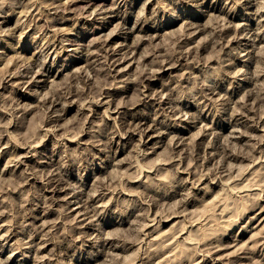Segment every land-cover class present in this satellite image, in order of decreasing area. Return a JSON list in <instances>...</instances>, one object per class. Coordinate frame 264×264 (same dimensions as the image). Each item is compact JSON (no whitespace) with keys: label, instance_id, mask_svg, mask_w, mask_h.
Masks as SVG:
<instances>
[{"label":"rangeland","instance_id":"rangeland-1","mask_svg":"<svg viewBox=\"0 0 264 264\" xmlns=\"http://www.w3.org/2000/svg\"><path fill=\"white\" fill-rule=\"evenodd\" d=\"M53 1L0 0V264H240L238 261L262 264L264 0H145V4L144 0H109V5L119 4L120 17L113 16L101 27H98L100 19L86 16L82 1L75 4L66 0L68 4L65 0H55L64 2L59 3L61 7ZM260 2L262 6L258 5ZM69 7L73 10L67 11ZM136 16L143 20L146 29H134L132 33L129 30ZM2 18H7L6 23L1 22ZM123 20L128 23L122 28ZM221 27L229 37L218 34ZM110 30L118 32L111 42L112 49L118 47L116 53H121L118 56L123 51L126 54L131 47L136 48V56L128 50V61L121 73L113 69L110 50L96 39L98 33H104V37ZM61 35H65L66 41H62ZM255 35H259L257 42L253 39ZM70 36L82 44L90 39L94 42L90 45L89 41L88 46L98 50L89 58L80 54L72 56L68 48L72 47ZM259 44L260 55L255 53ZM184 46L189 47L188 51H184L187 50ZM159 56L170 57V64L175 58L176 63L161 70V63L168 61L158 59ZM103 57L108 59L100 60ZM42 63L51 71L48 78L36 73L33 76ZM63 63L69 65L58 70ZM150 68L156 71L159 68V76L153 77ZM257 91H260L256 94L259 99L254 98ZM54 99L57 104H53ZM236 106L241 109L236 110ZM134 121H143V126H135ZM130 122L134 126L127 125ZM206 124L208 127H203ZM154 125L158 132L150 128ZM166 126L173 128L168 131ZM228 164L232 165L229 171ZM75 193L81 196L80 203L73 198ZM80 207L89 210L87 216L76 214ZM222 253L226 256H221Z\"/></svg>","mask_w":264,"mask_h":264},{"label":"bare ground","instance_id":"bare-ground-1","mask_svg":"<svg viewBox=\"0 0 264 264\" xmlns=\"http://www.w3.org/2000/svg\"><path fill=\"white\" fill-rule=\"evenodd\" d=\"M65 1H66V0H65ZM67 1H68V0H67ZM67 1H66V2H67ZM70 1H72V2L75 3V4H76L77 1H82L84 4L81 5V7H82V6L84 7V13L86 14V16H87V15H90V16H93L94 18H98V19L101 20V25H99V26L97 25L98 27H101V26L103 25V23H104V25H105V23H106V24L109 23V22L113 19V16H114V17H118L119 14H120V12L118 13V7H119V4H118V5L116 4L117 6H116V5H114V6L109 5V4H110V3H109V0H70ZM111 1H112V0H111ZM111 1H110V2H111ZM122 1H123V0H122ZM127 1H128V0H127ZM132 1H133V0H132ZM146 1H147V0H146ZM149 1H151V0H149ZM254 1L256 2V0H254ZM16 2H17V1H16ZM20 2H21V1H20ZM57 2H58V1H57ZM57 2H55V0L53 1V3H55V5H56ZM61 2H63V1H61ZM61 2H59V3L61 4ZM113 2H115V1H113ZM113 2H111V4H113ZM117 2H118V1H117ZM133 2H134V1H133ZM249 2H250V1H249ZM59 3H57V4L59 5ZM63 3H64V2H63ZM67 3H68V2H67ZM143 3L145 4V0H144ZM146 3H147V2H146ZM251 3H252V2H251ZM262 3H263V2H262ZM68 4H69V3H68ZM125 4H126V3H125ZM144 4H143L142 6H144ZM51 5H52V4H51ZM53 5H54V4H53ZM55 5H54V6H55ZM79 5H80V4H79ZM79 5H78V6H79ZM122 5H123V4H122ZM130 5H131V3H130ZM146 5H149V4L147 3ZM250 5H251V4H250ZM258 5H261V2H260ZM263 5H264V3H263ZM18 6H19V5H16L17 8H18ZM54 6H53V7H54ZM59 6H60V5H59ZM76 6H77V5H75V7H74V6H72V7L76 8ZM78 6H77V8H78ZM261 6H262V5H261ZM13 7H14V6H13ZM53 7H52V8H53ZM56 7H57V6H56ZM60 7H61V6H60ZM122 7H123V6H122ZM257 7H258V6H256V8H257ZM0 8H1V7H0ZM144 8H145V6H144ZM144 8H143V9H144ZM259 8H260V7H259ZM53 9H54V8H53ZM55 9H56V8H55ZM58 9H59V8H58ZM63 9L65 10V7H64ZM68 9L71 10L72 8H71V7L67 8V11H68ZM79 9H80V7H79ZM254 9H255V8H254ZM21 10H22V9H21ZM21 10H20L19 12H21ZM51 10H52V9H51ZM56 10H57V9H56ZM72 10H73V9H72ZM82 10H83V8H82ZM124 10H125V8H124ZM144 10H145V9H144ZM257 10H258V8H257ZM259 10H260V9H259ZM259 10H258V11H259ZM60 11H61V9H60ZM74 11H77V10L75 9ZM79 11H80V10H78L77 12H79ZM130 11H131V10H130ZM130 11H129V12H130ZM22 12H23V10H22ZM56 12L60 13L59 11H56ZM115 12H116V13H115ZM126 12H127V10H126ZM140 12L142 13V11H140ZM251 12H252V11H251ZM24 13H26V11H24ZM62 13H63V11H62ZM62 13H61V14H62ZM68 13H69V12H68ZM130 13H131V12H130ZM141 13H137V15H138V14L141 15ZM257 13H259V12H257ZM0 14H1V13H0ZM54 14H55V13H54ZM85 14H84V15H85ZM126 14H127V13H126ZM255 14H256V13H255ZM2 15H3V14H2ZM2 15H1V16H2ZM22 15H23V13H22ZM27 15H28V12H27ZM62 15H63V14H62ZM66 15H67V14H66ZM78 15H79V14H78ZM80 15L82 16L81 13H80ZM263 15H264V14H263ZM19 16H21V15H19ZM58 16H59V14H58ZM64 16H65V15H64ZM68 16L70 17V15H68ZM73 16H74V15H73ZM76 16H77V14H76ZM76 16H75V17H76ZM90 16H89V17H90ZM259 16H260V15H259ZM59 17H60V16H59ZM65 17H66V16H65ZM69 17H68V18H69ZM71 17H72V15H71ZM78 17H79V16H78ZM87 17H88V16H87ZM119 17H120V16H119ZM121 17L123 18V16H121ZM143 17H144V16H143ZM254 17H256V16H254ZM8 18H10V17H8ZM20 18H21V17H20ZM51 18H52V16H51ZM60 18H61V17H60ZM81 18H83V17H81ZM134 18H135V17H134ZM258 18H259V17H258ZM260 18H261V17H260ZM18 19H19V18H18ZM55 19H56V18H55ZM63 19H64V17L62 18V20H63ZM76 19H77V18H76ZM84 19H85V18H84ZM86 19H87V18H86ZM247 19H249V18H247ZM262 19H263V18H262ZM19 20H20V19H19ZM62 20H61V21H62ZM68 20H69V19H68ZM77 20H78V19H77ZM93 20H94V19H93ZM144 20H147V19H144ZM154 20H155V19H154ZM6 21H7V18H2V20H1V22H2L3 24L6 23ZM51 21H52V20H51ZM142 21H143V20H142ZM142 21H141L140 18H138V17L136 16V18H135V20H134V22H133L132 27H131V28L128 27V28H130L129 31L132 32L134 29H140V30L143 31L144 29H146L145 25L142 24ZM52 22H53V21H52ZM118 22H119V21H118ZM195 22H196V21H195ZM195 22H192L191 25H194ZM224 22H225V21H224ZM260 22H261V20H260ZM92 23H93V22H92ZM120 23H121V21H120ZM127 23H128V22H126V21L123 20L122 28H123V26H125V24L127 25ZM189 23H190V22H189ZM196 23H197V22H196ZM222 23H223V22H222ZM261 23H262V22H261ZM54 24H55V23H54ZM54 24H53V27H54V28L57 27V25L55 24V26H54ZM62 24H63V23H62ZM86 24H87V23H86ZM118 24H119V23H118ZM218 24H219V23H218ZM225 24H226V23H225ZM59 25H61V24H59ZM120 25H121V24H120ZM120 25H119V26H120ZM220 25H221V24H220ZM222 25H223V24H222ZM222 25H221V26H222ZM74 26H75V25H74ZM95 26H96V25H95ZM97 26H96V28H97ZM130 26H131V25H130ZM188 26H190V25H188ZM194 26H196V25H194ZM216 26H217V24H216ZM216 26H215V27H216ZM223 26H224V25H223ZM223 26H222V27H223ZM226 26H227V25H226ZM228 26H229V25H228ZM3 27H4V26H3ZM3 27H1V28L4 29ZM85 27H86V26H85ZM92 27H94V25H93ZM197 27H198V26H197ZM222 27H221L220 29H218V31L220 30V31H219L220 33H218V34H220V35H224V33H225V32H224L225 28L222 29ZM237 27H238V26H237ZM249 27H250V26H249ZM249 27H248V28H249ZM54 28H53V29H54ZM115 28H116V26H115ZM117 28H118V26H117ZM117 28H116V29H117ZM210 28H211V27H210ZM239 28H240V27H239ZM243 28H244V27H243ZM5 29H6V28H5ZM5 29H4V31H5ZM51 29H52V26H51ZM55 29H56V28H55ZM58 29L60 30L61 28H58ZM84 29H85V28H84ZM84 29H83V30H84ZM113 29H114V28H113ZM116 29H115V30H116ZM196 29H197V28H196ZM196 29H194L193 34L196 32ZM198 29H199V28H198ZM227 29H228V28H227ZM229 29H230V27H229ZM236 29H237V28H236ZM250 29H251V28H250ZM253 29H254V28H253ZM253 29H252V30H253ZM10 30H11V29H10ZM15 30H16V29H15ZM56 30H57V29H56ZM59 30H58V31H59ZM101 30H102V29H101ZM115 30H113V31L110 30V31H109L110 33L105 31V32L107 33V36H106V33H105V36H104L105 38L103 37L104 33L102 34V32L98 33L99 35L97 34L98 36H97V38H96V37H95V38H96L97 40L99 39V40H98L99 44L101 43L102 46H103L105 49L107 48V51H108V49L110 50V51L108 52V55H110V61H112L111 58H114V60L112 61V62H113V66H114L113 69L116 70L117 72H118V70H119L120 73H121V71L123 70V69H122L123 64L126 62V60H127L128 57H129L128 50H129V52H131V54H133V53H134V50H135L136 48L131 47L130 49L127 50V53H126V54H124V51H123V55L118 56L119 54H121V53H119V52L116 53V52L119 50L118 47L115 48V49H112L113 45H111V42H113V39L115 38L116 34L118 33V32H117V33H114ZM119 30H120V29H119ZM122 30H123V29H122ZM200 30H201V29H200ZM212 30H213V29H212ZM212 30H211V31H212ZM216 30H217V29H216ZM238 30H239V29H238ZM95 31H96V30H95ZM102 31H103V30H102ZM111 31H112V32H111ZM211 31H210V32H211ZM213 31H214V30H213ZM213 31H212V32H213ZM232 31H233V29H232ZM236 31H237V30H236ZM236 31H234V34H235ZM246 31L248 32L247 27H246ZM254 31H255V30H254ZM254 31H253V32H254ZM258 31H259V30H257V32H258ZM8 32H9V31H8ZM77 32H78V31H77ZM92 32H94V31H92ZM119 32H120V31H119ZM226 32H228V31H226ZM237 32H238V31H237ZM244 32H245V30H244ZM261 32H262V31H261ZM263 32H264V31H263ZM0 33H1V30H0ZM5 33H6V32H5ZM12 33H13V32H12ZM14 33H15V32H14ZM80 33H81V32H80ZM90 33H91V32H90ZM132 33H133V32H132ZM184 33H185V32H184ZM188 33H189V32H188ZM190 33H191V29H190ZM197 33H198V32H197ZM214 33H215V32H214ZM255 33H256V32H255ZM259 33H260V32H259ZM7 34L9 35V33H7ZM10 34H11V33H10ZM210 34H211V33H210ZM230 34L233 36V34L231 33V31H230ZM245 34H246V32H245ZM249 34H250V32H249ZM252 34H254V33H252ZM252 34H250V35H252ZM1 35H2V34H1ZM62 35H63V34H62ZM62 35H61V36H62ZM65 35H66V34H65ZM65 35H64V36H65ZM191 35H192V34H191ZM216 35H217V32H216ZM225 35H226L227 37H229L227 34H225ZM225 35H224V36H225ZM241 35H242V34H241ZM28 36H29V35H28ZM30 36H31V35H30ZM43 36H44V35H43ZM45 36H46V35H45ZM58 36H59V35H58ZM64 36H62V37H63V40L60 38L62 41H66V40H64ZM83 36H84V35H83ZM95 36H96V35H95ZM99 36H100V37H99ZM211 36H213V34H212ZM214 36H215V35H214ZM224 36H223V38H224ZM232 36H230V37H231L230 41H232ZM235 36H236V34H235ZM235 36H234V37H235ZM262 36H263V35H262ZM20 37H21V36H20ZM70 37H71V36H70ZM92 37H93V36H92ZM92 37H91V38H92ZM227 37H226V38H227ZM238 37H239V36H238ZM241 37H242V36H241ZM249 37H250V36H249ZM258 37H259V35H255V37H253V39L255 40V42H257V40L259 39ZM218 38H219V37H218ZM220 38H221V37H220ZM220 38H219V39H220ZM251 38H252V37H251ZM262 38H263V37H262ZM71 39H72V37L70 38V40H71ZM75 39H76V38H75ZM209 39H210V38H209ZM213 39H215V38H213ZM224 39H225V38H224ZM61 40H60V41H61ZM92 40H95V39L92 38ZM237 40H238V39H237ZM260 40H261V39H260ZM46 41H47V40H46ZM68 41H69V39H68ZM89 41H90V39H89ZM89 41H88V43H89ZM136 41H137V40H135V42H136ZM138 41H139V40H138ZM138 41H137V42H138ZM210 41H211V40H210ZM215 41H217V37H216ZM215 41H214V42H215ZM219 41H221V40H219ZM219 41H218V42H219ZM249 41H250V40H249ZM47 42H48V41H47ZM49 42H50V41H49ZM56 42H57V41H56ZM56 42H55V44H56ZM92 42H94V41H90V45H91ZM135 42H132V43H135ZM214 42H212V43H214ZM218 42H216V43H218ZM222 42H223V40H222ZM226 42H227V41H226ZM228 42H229V40H228ZM240 42H241V41H240ZM243 42H245V41H243ZM50 43H51V42H50ZM52 43H53V41H52ZM59 43H63V42H59ZM82 43H83V42H82ZM82 43H81V42H76V41H74V40L69 41V46H72V47H71V48L68 47V48H69V50L71 51L70 53H71L72 56H73V55H76V54H78V55L80 54L81 57L84 56V55H87L88 58H89V56L91 57V54H92V53H93V54L96 53V52H94V51H97V50H98L97 48H96V50H95V49H94V50H93V49L91 50L92 47H91L90 45L88 46V43H87V44H85V43L82 44ZM139 43H140V42H139ZM190 43H191V42H190ZM234 43H235V42H234ZM238 43H239V41H238ZM247 43H249V42H247ZM258 43H259V42H258ZM46 44H47V43H46ZM97 44H98V43H97ZM99 44H98V45H99ZM186 44H188V43H186ZM214 44H215V43H214ZM220 44L222 45V43H220ZM231 44H232V43H231ZM260 44H261V43H260ZM260 44H259L258 49H256L257 51H255V53L257 52V53L259 54L258 51H261V50H262V49L260 48ZM57 45H58V44H57ZM61 45L64 46V44H61ZM61 45L59 44V46H61ZM98 45H97V46H98ZM109 45H111L110 48H109ZM130 45H131V44H130ZM223 45H224V44H223ZM250 45H253V43H252V44L250 43ZM255 45H256V44H255ZM44 46H45V45H44ZM47 46H48V45H47ZM65 46H66V44H65ZM92 46H93V45H92ZM99 46H100V45H99ZM114 46L116 47V45H114ZM127 46H128V45H127ZM133 46H134V44H133ZM188 46H189V45H188ZM188 46H186V48H185V46H184L183 48L187 49ZM190 46H192V45L190 44ZM219 46H220V45H219ZM226 46H227V45H225V47H226ZM229 46H230V45H229ZM256 46H258V45H256ZM263 46H264V45L262 44L261 47L264 49ZM48 47H49V46H48ZM51 47H52V46H51ZM54 47H55V46H54ZM100 47H101V46H100ZM194 47H195V46H194ZM194 47H193V48H194ZM230 47H231V46H230ZM235 47H236V46H235ZM245 47H246V46H245ZM248 47H250V46H248ZM119 48H120V47H119ZM124 48H125V47H124ZM124 48H122V49H124ZM127 48H128V47H127ZM127 48H125V49H127ZM188 48H189V47H188ZM193 48H192V49H193ZM222 48H223V46H222ZM233 48H234V47H233ZM256 48H257V47H256ZM259 48H260V50H259ZM43 49H44V48H43ZM58 49H59V48H58ZM99 49H100V48H99ZM102 49H103V48H102ZM122 49H121V50H122ZM137 49H138V48H137ZM196 49H197V47H196ZM226 49H227V48H226ZM246 49H248V48H246ZM45 50H46V49H45ZM51 50H52V49H51ZM55 50H56V48H55ZM59 50H60V49H59ZM61 50H62V49H61ZM69 50H68V51H69ZM183 50H184V49H183ZM189 50H190V49H189ZM230 50H232V48H231ZM48 51H49V50H48ZM62 51H63V50H62ZM68 51H67V52H68ZM101 51H102V50H101ZM104 51H105V50H104ZM177 51H178V50H177ZM184 51H188V49H187V50H184ZM194 51H195V50H194ZM1 52H2V51H1ZM53 52H54V51H53ZM56 52H57V51H56ZM59 52H60V51H59ZM132 52H133V53H132ZM136 52H137V51H136ZM179 52H180V51H178V54H179ZM226 52H227V51H226ZM262 52H264V51L262 50ZM262 52H261V53H262ZM3 53H4V52H3ZM6 53H7V52H6ZM47 53H48V52H47ZM49 53H50V52H49ZM60 53H61V52H60ZM68 53H69V52H68ZM105 53H106V52H105ZM180 53H181V52H180ZM183 53H186V52H183ZM188 53H189V52H188ZM188 53H187V54H188ZM190 53H191V52H190ZM193 53H194V52H193ZM195 53H197V50H196ZM249 53H250V52H249ZM257 53H256V54H257ZM261 53H260V54H261ZM0 54H1V53H0ZM97 54H98V52H97ZM99 54H100V52H99ZM103 54H104V52H103ZM131 54H130V56H131ZM174 54H175V53H174ZM187 54H186V55H187ZM260 54H259V55H260ZM4 55H5V54H4ZM42 55H43V51H42ZM42 55H41V57H42ZM46 55H47V54H46ZM104 55H105V54H104ZM104 55H103V56H104ZM106 55H107V53H106ZM108 55H107V56H108ZM115 55H117V56L114 57ZM134 55L136 56L137 54L134 53ZM163 55H164V54H163ZM167 55H168V54H167ZM176 55H177V54H176ZM182 55H183V54H182ZM193 55L195 56L196 54H193ZM262 55H263V54H262ZM262 55H261L260 57H262ZM37 56H38V55H37ZM93 56H94V55H93ZM99 56H100V55H99ZM135 56H134V57H135ZM160 56H161V55H160ZM160 56H159V57H160ZM168 56H169V55H168ZM170 56H173V55H170ZM174 56H175V55H174ZM180 56H181V55H180ZM35 57H36V56H35ZM56 57H57V56H56ZM76 57H78V56H76ZM96 57H97V55H96ZM105 57H106V56H105ZM164 57H165V56H164ZM177 57H178V56H177ZM181 57H183V56H181ZM184 57H186L185 54H184ZM190 57H191V56H190ZM195 57H196V56H195ZM247 57H248V56H247ZM249 57H251V56H249ZM263 57H264V56H263ZM44 58H45V57H44ZM86 58H87V57H86ZM88 58H87V59H88ZM103 58H104V57H103ZM103 58L100 59V60L103 61V60L106 59V58H104V59H103ZM169 58H170V57H169ZM169 58H168V59H167V58H164V59H166L165 61H168V62H165L164 64L161 63V64H162V65H161V70H162V68H165L166 65L172 67V65H174V64L176 63V62L174 61V60H175V58H174V60L172 61L173 64H170L171 62H169V61H170ZM178 58H179V57H178ZM40 59H41V58H40ZM87 59H86V63L89 62ZM107 59H108V58H107ZM107 59H106V60H107ZM130 59H131V58H130ZM130 59H129V60H130ZM158 59L162 60L163 58L160 57V58H158ZM158 59H156V60H158ZM164 59H163V60H164ZM172 59H173V58L171 57V60H172ZM189 59L192 60L193 57H191V58H189ZM194 59H195V58H194ZM262 59H263V58H262ZM36 60H37V59H36ZM90 60H92V59H90ZM94 60H95V56H94L93 61H94ZM98 60H99V59H98ZM100 60H99V61H100ZM132 60H133V58L131 59V61H132ZM136 60H137V59H136ZM140 60H141V58H140ZM156 60H155V61H156ZM160 60H159V61H160ZM163 60H162V61H163ZM195 60H197V59H195ZM29 61H30V60H29ZM38 61H39V60H38ZM87 61H88V62H87ZM93 61H92V62H93ZM108 61H109V60H108ZM127 61H128V60H127ZM159 61H158V63H159ZM162 61H161V62H162ZM180 61H181V60H180ZM185 61H186V60H185ZM263 61H264V59H263ZM25 62H26V61H25ZM41 62H42V61H41ZM46 62H47V61H46ZM70 62H72V61H70ZM70 62H69V63H70ZM90 62H91V61H90ZM156 62H157V61H156ZM156 62H155V63H156ZM174 62H175V63H174ZM183 62H184V61H183ZM195 62H196V61H195ZM28 63H29V62H27V64H28ZM69 63H67L66 65H69ZM94 63H97V61L94 62ZM102 63H105V62H102ZM102 63H101V64H102ZM130 63H131V62L129 61V64H130ZM155 63H154V64H155ZM189 63H190V62H189ZM192 63H193V62H192ZM192 63H191V64H192ZM25 64H26V63H25ZM25 64H24V65H25ZM27 64H26V66L29 67ZM36 64H37V63H36ZM36 64H35V65H36ZM52 64H53V62H52ZM90 64H91V63H90ZM99 64H100V62H99ZM109 64H110V63H108V65H109ZM154 64H152V65H154ZM156 64H157V63H156ZM156 64H155L154 66H156ZM159 64H160V63H159ZM179 64H180V63H179ZM186 64H187V63H186ZM193 64H194V63H193ZM230 64H231V63H230ZM20 65H21V64H20ZM30 65H31V62H30ZM33 65H34V63H33ZM38 65H39V64H38ZM40 65H41V64H40ZM66 65H65V63L61 64V66L58 68V70H61V68L65 67ZM75 65H76V64H75ZM105 65H106V64H105ZM127 65H128V64H127ZM127 65H125V66H127ZM184 65H185V64H184ZM51 66H52V65H51ZM76 66H77V65H76ZM82 66H83V65H82ZM93 66H94V65H93ZM100 66H103V65H100ZM100 66H99V67H100ZM113 66H112V67H113ZM138 66H139V65H138ZM27 67H26V68H27ZM32 67H34V66H32ZM95 67H96V66H95ZM109 67H110V66H109ZM141 67H142V66H141ZM141 67H140V68H141ZM151 67H152V66H151ZM157 67H159V65H157ZM157 67H156V68H157ZM81 68H82V67H78V66H77V70H78L79 72L82 71ZM100 68H101V67H100ZM159 68H160V67H159ZM159 68L157 69V71H156L154 68H150V70H152V69H153V70L151 71V73H150V72H149V73L154 77V76H156V75L159 74V72H160V69H159ZM169 68H170V67H169ZM30 69H31V68H30ZM36 69H38V68L36 67ZM36 69H35V70H36ZM50 69H51V68H50ZM56 69H57V68H56ZM83 69H84V68H83ZM86 69H87V68H86ZM86 69H85V71H86ZM88 69H89V68H88ZM94 69H95V68H94ZM96 69H97V68H96ZM98 69H99V68H98ZM101 69H105V68L102 67ZM17 70H18V69H17ZM17 70H16V72H19V70H18V71H17ZM23 70H24V69H23ZM25 70H27V69H25ZM171 70H172V69H171ZM239 70H240V69H239ZM20 71H21V70H20ZM85 71H84V72H85ZM108 71H109V70H108ZM116 71H114V72L116 73ZM143 71H144V68H143L142 72H143ZM148 71H149V69H148ZM240 71H241V70H240ZM254 71H255V70H254ZM262 71H263V70H261L260 73H262ZM27 72H28V71H27ZM30 72H31V71H30ZM61 72H62V71H61ZM101 72H102V71H101ZM105 72H106V71H105ZM110 72H111V71H110ZM142 72H141V74H142ZM146 72H147V70H146ZM236 72H237V71H236ZM251 72H252V71H251ZM257 72H259V71H257ZM257 72H256V73H257ZM19 73H20V72H19ZM31 73H32V72H31ZM34 73L38 74V75L41 76L42 78H43V77H45V78L47 77V78H48L49 75L51 74V71H50L48 68L45 69V68L43 67V63H42V68H41V69H38L36 72H33V76H34ZM55 73H57V72H55ZM55 73H54V74H55ZM76 73H77V72H76ZM82 73H83V72H82ZM86 73H87V72H86ZM254 73H255V72H254ZM254 73H253V74H254ZM24 74H25V72H24ZM80 74H81V73H80ZM83 74H84V73H83ZM88 74H89V72H88ZM104 74H105V73H104ZM106 74H107V73H106ZM150 74H148V75L150 76ZM257 74H258V73H257ZM257 74H256V75H257ZM10 75H11V74H10ZM13 75H14V74H13ZM22 75H23V74H22ZM52 75H53V74H52ZM77 75H78V73H77ZM77 75H76V76H77ZM89 75H91V74H89ZM89 75H88V76H89ZM100 75H101V74H100ZM102 75H103V74H102ZM117 75H118V74H117ZM119 75H120V74H119ZM144 75H145V74H144ZM254 75H255V74H254ZM259 75H260V74H259ZM17 76H18V75H17ZM33 76H31V79L33 78ZM86 76H87V75H86ZM86 76H85V77H86ZM103 76H104V75H103ZM111 76H112V75H111ZM113 76H114V74H113ZM120 76H121V75H120ZM149 76H148V77H149ZM152 76H150V78H151ZM158 76H159V75H158ZM250 76L252 77V74H251ZM250 76H249V77H250ZM21 77H22V76H21ZM21 77H20V78H21ZM28 77H29V76H28ZM77 77H78V76H77ZM89 77H90V76H89ZM104 77H105V76H104ZM104 77H103V78H104ZM141 77H142V76H141ZM257 77H258V76H257ZM257 77H256V78H257ZM26 78H27V77H26ZM26 78H25V79H26ZM38 78H39V77H38ZM73 78H74V76H73ZM75 78H76V77H75ZM79 78H80V76H79ZM82 78H83V76H82ZM159 78H160V77H159ZM17 79H18V78H17ZM40 79H41V78H40ZM83 79H84V78H83ZM86 79H87V77H86ZM90 79H91V78H90ZM132 79H134V78H132ZM132 79H131V80H132ZM141 79H142V78H141ZM250 79H252V78H250ZM250 79H249V80H250ZM257 79H259V77H258ZM19 80L21 81L22 79H19ZM19 80H18V81H19ZM43 80H44V79H43ZM74 80H75V79H74ZM104 80H105V79H104ZM106 80H107V78H106ZM106 80H105V81H106ZM108 80H110V78H109ZM134 80H136V79H134ZM222 80H223V79H222ZM253 80H254V78H253ZM37 81H38V80H37ZM46 81H47V80H46ZM71 81L74 83L73 80H71ZM85 81H86V80H85ZM88 81H90V80L88 79ZM110 81H111V80H110ZM145 81H146V80H145ZM257 81H259V80H257ZM257 81H254V82H257ZM27 82H29V81H27ZM52 82H54V81H52ZM72 82H69V83H72ZM90 82H91V81H90ZM92 82H93V81H92ZM113 82L115 83L116 81H113ZM146 82H147V81H146ZM17 83H18V82H17ZM19 83H20V82H19ZM35 83H36V82H35ZM114 83H113V84H114ZM143 83H144V82H143ZM204 83H205V82H204ZM219 83H220V82H219ZM90 84H91V83H90ZM127 84H128V83H127ZM127 84H126V85H127ZM145 84H147V83H145ZM30 85H31V84H30ZM35 85H36V84H35ZM65 85H66V84H65ZM65 85H64V86H65ZM69 85H70V84H69ZM71 85H74V84H71ZM71 85H70V87H71ZM106 85L109 86V85H110V82H109V83L106 82ZM111 85H112V84H111ZM114 85H115V84H114ZM202 85H203V84H202ZM202 85H200V86H202ZM210 85H211V84H210ZM214 85H215V84H214ZM254 85H255V84H254ZM256 85H257V83H256ZM74 87H75V85H74ZM85 87H86V86H85ZM100 87H101V86H99V88H100ZM102 87H103V86H102ZM148 87H149V86H148ZM62 88H63V87H62ZM66 88H67V87H66ZM66 88H64V89H66ZM72 88H73V87H72ZM91 88H92V87H91ZM109 88H110V87H109ZM215 88H216V87H214V89H215ZM68 89H69V86H68L67 90H68ZM76 89H79V88L76 87ZM83 89H85V88H83ZM83 89H81V90H83ZM89 89H90V85H89ZM149 89H150V88H149ZM202 89H204V88H202ZM205 89H206V88H205ZM212 89H213V87H212ZM62 90H63V89H62ZM62 90H61V91H62ZM81 90H80V91H81ZM90 90H91V89H90ZM100 90H102V88H101ZM111 90H112V89H111ZM114 90H115V89H114ZM114 90H113V91H114ZM159 90H160V89H159ZM159 90H158V91H159ZM162 90H163V89H162ZM210 90H211V89H210ZM251 90H252V89H251ZM49 91H50V90H49ZM69 91H70V90H69ZM78 91H79V90H78ZM87 91H88V89H87ZM102 91H103V90H102ZM102 91H101V92H102ZM105 91H106V90H104L103 93H105ZM107 91H109V90H107ZM142 91H143V90H142ZM154 91H155V90H154ZM216 91H217V90H216ZM63 92H64V91H62L61 94H63ZM65 92H66V91H65ZM74 92H76V90H75ZM88 92H90V91H88ZM143 92H144V91H143ZM207 92H208V91H207ZM253 92H254V91H253ZM253 92H252V93H253ZM259 92H260V91H259ZM259 92L257 91L256 93H254V94H255V96H254L255 99H259V98L257 97ZM58 93H59V92H58ZM99 93H100V92H99ZM154 93H155V92H154ZM160 93H161V91H160ZM162 93H163V92H162ZM203 93H205V92H203ZM218 93H219V90H218ZM220 93H221V92H220ZM262 93H263V91H262ZM45 94H48V92L45 93ZM64 94H65V93H64ZM64 94H63V95H64ZM69 94H70V93H69ZM78 94H79V92H78ZM81 94H83L82 91H81ZM85 94H86V93H85ZM108 94H109V93H108ZM110 94H111V93H110ZM145 94H147V91H146V90H145ZM156 94H157V93H156ZM249 94H250V93H249ZM256 94H257V96H256ZM48 95H49V94H48ZM48 95H46V96H48ZM66 95H68V94H66ZM74 95H76V94L74 93ZM87 95H88V94H87ZM103 95H104V94H103ZM111 95H112V94H111ZM147 95H148V94H147ZM153 95H154V94H153ZM169 95H170V94H169ZM201 95H202V94H201ZM201 95H200V96H201ZM205 95H208V94L206 93ZM218 95H220V94H218ZM252 95H253V94H252ZM263 95H264V93H263ZM263 95H262V96H263ZM46 96H45V97H46ZM50 96H51V95H50ZM50 96H49V97H50ZM59 96H60V95H59ZM59 96H58V97H59ZM76 96H77V95H76ZM80 96H81V95H80ZM143 96H144V95H143ZM148 96H149V95H148ZM159 96H160V95H159ZM203 96H204V95H203ZM260 96H261V94H260ZM43 97H44V96H42V98H43ZM62 97H63V96H62ZM62 97H61V98H62ZM72 97H73V96H72ZM108 97H109V96H108ZM151 97H152V96H151ZM153 97H154V96H153ZM210 97H212V96H210ZM215 97H216V95L214 96V98H215ZM249 97L252 98L251 96H249ZM256 97H257V98H256ZM42 98H40V99L42 100ZM46 98H47V97H46ZM50 98H51V97H50ZM69 98H70V97H69ZM203 98H204V97H203ZM218 98H219V97H218ZM218 98H217V99H218ZM223 98H224V96H223ZM244 98H245V97H244ZM260 98H261V97H260ZM48 99H49V98H48ZM48 99H46V100H48ZM52 99H53V98H52ZM52 99H51V101H52ZM56 99H57V98H56ZM64 99H65V98H64ZM174 99H175V98H174ZM177 99H178V98H177ZM206 99H207V98H206ZM209 99H210V98H209ZM212 99H213V98H212ZM248 99H249V98H248ZM248 99H247V100H248ZM255 99H254V101H255ZM65 100H66V99H65ZM167 100H168V99H167ZM213 100H215V99H213ZM213 100H212V101H213ZM243 100H244V99H243ZM243 100H242V101H243ZM261 100H262V99H261ZM261 100H260V101H261ZM263 100H264V98H263ZM263 100H262V101H263ZM42 101H43V100H42ZM42 101H41V102H42ZM44 101H45V100H44ZM44 101H43V102H44ZM51 101H50V102H51ZM61 101H62V99H61ZM108 101H109V100H108ZM108 101H107V102H108ZM154 101H155V100H154ZM160 101H161V100H160ZM218 101H219V99H218ZM244 101H245V100H244ZM248 101H249V100H248ZM254 101H253V102H254ZM262 101H261V102H262ZM45 102H46V101H45ZM62 102L64 103V101H62ZM171 102H172V101H171ZM206 102H207V101H206ZM206 102H204V103H206ZM250 102H252V101H250ZM255 102H256V101H255ZM46 103H47V102H46ZM65 103H66V101H65ZM102 103H103V102H102ZM159 103H160V102H159ZM173 103H174V102H173ZM210 103H211V102H210ZM224 103H225V101H224ZM245 103H247V102H245ZM245 103H243V106L245 105ZM262 103H263V102H262ZM262 103H261V104H262ZM49 104H50V103H49ZM51 104H52V103H51ZM53 104H57V101H55V99H54V101H53ZM103 104H104V103H103ZM160 104H161V103H160ZM170 104H171V103H170ZM177 104H178V102H177ZM184 104H185V103H184ZM184 104H183V105H184ZM220 104H221V103H220ZM248 104H249V103H248ZM252 104H253V103H252ZM252 104H251V105H252ZM254 104H255V103H254ZM261 104H259V105H261ZM47 105H48V103H47ZM47 105H46V106H47ZM62 105H63V104H62ZM163 105H164V104H163ZM167 105H168V104H167ZM175 105H176V104H175ZM175 105H174V107H175ZM179 105H181V104H179ZM208 105H209V103H208ZM241 105H242V104H240V106H241ZM249 105H250V104H249ZM44 106H45V105H44ZM65 106H66V104H65ZM172 106H173V105H172ZM181 106H182V105H181ZM203 106H205V104H204ZM237 106H238V105H237ZM237 106H236V110H237V108L241 109L240 107H237ZM254 106H255V105H254ZM41 107H42V106H41ZM48 107H49V106H47V110H48ZM50 107H51V106H50ZM164 107H165V106H164ZM164 107H163V108H164ZM170 107H171V105H170ZM183 107H184V106H183ZM241 107H242V106H241ZM244 107H245V106H244ZM244 107H243V108H244ZM247 107H249V106H247ZM247 107H246V108H247ZM250 107H253V106H250ZM255 107H256V106H255ZM16 108H17V107H16ZM43 108H44V107H43ZM52 108H53V107H52ZM54 108H55V107H54ZM56 108H57V107H56ZM56 108H55V110H56ZM64 108H65V107H64ZM66 108H67V107H66ZM171 108H172V107H171ZM176 108H177V107H176ZM181 108H182V107H181ZM181 108H180V112H181ZM233 108H235V107H233ZM253 108H254V107H253ZM14 109H15V108H14ZM17 109H18V108H17ZM44 109H45V108H44ZM50 109H51V108H50ZM174 109H175V108H174ZM174 109H173V110H174ZM178 109H179V107H178ZM247 109H248V108H247ZM53 110H54V109H53ZM182 110H184V109H182ZM243 110H244V109H243ZM56 111H59V110L57 109ZM174 111H175V110H174ZM187 111H189V110H187ZM233 111H234V110H233ZM233 111H232V114H233ZM244 111H245V110H244ZM244 111H243V113H244ZM249 111H250V110H249ZM60 112H61V111H60ZM182 112H183V111H182ZM182 112H181V113H182ZM184 112L186 113V111H184ZM234 112H235V111H234ZM236 112H237V111H236ZM245 112H247V111H245ZM61 113H62V112H61ZM63 113H64V112H63ZM170 113L173 114L172 112H170ZM241 113H242V112H241ZM243 113H242V114H243ZM178 114H180V113H178ZM198 114H199V113H198ZM239 114H240V113H239ZM252 114H253V113H252ZM254 114H255V113H254ZM106 115H107V114H106ZM196 115H197V114H196ZM246 115H248V114L246 113ZM255 115H256V114H255ZM173 116H174V115H173ZM173 116H172V117H173ZM177 116H178V115H177ZM233 116H234V115H233ZM235 116H236V115H235ZM240 116H241V115H240ZM248 116H249V115H248ZM195 117H196V116H195ZM126 118H127V117H126ZM231 118H233V117H231ZM51 119H52V118H51ZM120 119H121V118H120ZM127 119H128V118H127ZM127 119H126V120H127ZM142 119H143V118H142ZM236 119H237V118H236ZM236 119H235V120H236ZM55 120H56V119H55ZM57 120H58V119H57ZM57 120H56V121H57ZM132 120H133V119H132ZM50 121H51V120H50ZM124 121H125V119H124ZM128 121H131V120H128ZM137 121H138V120H137ZM228 121H230V120H228ZM125 122H126V121H125ZM125 122H124V123H125ZM131 122H132V121H131ZM131 122H130V124H127V125H132L133 123H131ZM155 122H157V120H156ZM235 122H236V121H234V123H235ZM128 123H129V122H128ZM144 123H145V122H144ZM153 123H154V122H153ZM157 123H159V122H157ZM172 123H173V122H172ZM172 123H171V124H172ZM236 123H237V122H236ZM151 124H152V122H151ZM169 124H170V123H169ZM207 124H208V123H207ZM207 124H206V126H203V127H208ZM134 125H135V126L138 125V127L141 128V127L143 126V121H139V122H137V123L134 121ZM134 125H132V126H134ZM146 125H147V124H146ZM146 125H145V126H146ZM210 125H212V124H210ZM54 126H55V125H54ZM122 126H123V125H122ZM132 126H130V127H132ZM159 126H160V125H159ZM159 126H158V127H159ZM161 126H163V125H161ZM161 126H160V127H161ZM214 126H215V124H214ZM235 126H236V125H235ZM125 127H126V126H125ZM176 127H177V126H176ZM55 128H56V127H55ZM143 128H145V127H143ZM146 128H147V127H146ZM146 128H145V129H146ZM150 128H156V127H155V125H154V126H152V127H150ZM150 128H149V126H148V129H150ZM165 128L168 130V129H171V128H173V127H171V126H169V127L166 126ZM174 128H175V127H174ZM237 128H238V127H237ZM130 129H131V128H130ZM145 129H143V130L145 131ZM156 129H157V128H156ZM160 129H161V128H160ZM201 129H202V128H201ZM214 129H215V128H214ZM235 129H236V128H235ZM117 130H118V129H117ZM127 130H128V129H127ZM133 130H134V128H133ZM203 130H204V128H203ZM205 130H206V129H205ZM208 130H209V129H208ZM208 130H207V131H208ZM211 130H213V126H212V129H211ZM100 131H101V130H100ZM102 131H103V130H102ZM119 131L121 132V130H119ZM138 131H140V129H139ZM150 131H151V130H150ZM168 131H171V130H168ZM174 131H176V128L174 129ZM174 131H172V132H174ZM207 131H206V132H207ZM213 131H214V130H213ZM213 131H211V133H212ZM108 132H109V131H108ZM108 132H107V133H108ZM116 132H117V131L115 130V133H116ZM128 132H129V131H128ZM141 132H142V131H141ZM157 132H158V129H157ZM164 132H165V131H164ZM200 132H201V130L199 131V133H200ZM202 132H203V131H202ZM204 132H205V131H204ZM215 132H216V131H215ZM241 132H242V131H241ZM115 133H114V134H115ZM131 133H132V132H131ZM131 133H130V134H131ZM159 133H160V132H159ZM161 133H162V132H161ZM161 133L158 134V136H161V135H162ZM169 133H171V132H169ZM216 133H217V132H216ZM104 134H105V133H104ZM142 134H143V133H142ZM146 134H147V133H146ZM148 134H149V133H148ZM214 134H215V133H214ZM175 135H177V134L175 133ZM203 135H204V134H203ZM216 135H217V134H216ZM178 136H180V134H179ZM197 136H198V135H197ZM105 137H107V136H105ZM111 137H112V136H111ZM175 137H176V136H175ZM180 137H181V136H180ZM112 138H113V137H112ZM172 138L174 139V136H173ZM196 138H197V137H196ZM99 140H101V139H99ZM102 140H103V139H102ZM197 140H198V139H197ZM141 141H142V140H141ZM158 141H159V139H158ZM179 141H180V140H179ZM173 142H174V141H173ZM182 142H183V141H182ZM197 142H199V141H197ZM200 142H201V141H200ZM110 143H111V142H110ZM179 143H180V142H179ZM214 143H215V142H214ZM214 143H212V144H214ZM171 144H172V141H171ZM217 144H218V143H217ZM192 145H193V144H192ZM194 145H195V144H194ZM201 145H202V144H201ZM207 145H208V144H207ZM110 146H111V145H110ZM213 146H214V145H213ZM220 146H221V145H220ZM192 147H194V146H192ZM190 148H191V146H190ZM190 148H187V149L189 150ZM203 148H204V147H203ZM203 148H202V149H203ZM220 148H221V147H220ZM222 148H223V147H222ZM187 149H186V150H187ZM198 149H200V148H198ZM225 149H226V148H225ZM225 149H224V150H225ZM195 150H196V148H195ZM212 150H213V149H212ZM193 151H194V150H193ZM193 151H191V152H193ZM200 151H201V150H200ZM209 151H210V153H211V150H209ZM185 152H186V151H185ZM191 152H189V154H190ZM224 152L226 153V151H224ZM224 152H223V153H224ZM228 152H229V151H228ZM187 153H188V152H187ZM193 153H194V152H193ZM201 153H202V152H201ZM205 153H206V152H205ZM213 153H214V151H213ZM215 153H216V152H215ZM219 153H220V152H219ZM206 154H207V153H206ZM208 154H209V153H208ZM208 154H207V155H208ZM227 154H228V153H227ZM192 155H193V154H192ZM197 155H198V153H197L195 156L197 157ZM209 155L211 156V154H209ZM209 155H208V156H209ZM216 155H217V154H216ZM225 155H226V154H225ZM229 155H230V153H229ZM217 156H218V155H217ZM15 157H16V155H15ZM15 157H12V158H15ZM17 157H19V155H18ZM213 157H214V156H213ZM215 157H216V156H215ZM218 157H219V156H218ZM223 157H224V156H222V159H223ZM198 158H199V157H198ZM198 158H197V159H198ZM206 158H207V157H205V158H203V159L205 160ZM15 159H16V158H15ZM15 159H14V160H15ZM201 159H202V157H201ZM222 159H221V160H222ZM224 159H226V158H224ZM19 160H20V159H19ZM206 160H207V159H206ZM219 160H220V159H219ZM221 160H220V161H221ZM21 161H22V160H21ZM180 161H181V160H180ZM199 161H201V160H199ZM217 161H218V160H217ZM222 161H223V160H222ZM16 163H18V162H16ZM22 163H23V162H22ZM204 163H205V162H204ZM217 163H218V162H217ZM219 163H221V162H219ZM18 164H19V163H18ZM202 164H203V163H202ZM218 165H219V164H218ZM220 165L222 166V163H221ZM230 165H231V164H228V171H229V166H230ZM215 166H216V165H215ZM231 166H232V165H231ZM51 169L54 170L53 168H51ZM55 169L58 170L57 168H55ZM59 169H60V168H59ZM213 169H214V168H213ZM220 169L222 170V168H220ZM223 169H224V168H223ZM231 169H232V168H231ZM231 169H230V172H231ZM207 170L209 171V169H207ZM225 170H226V169H225ZM62 171H63V170H62ZM62 171H61V172H62ZM65 171H66V170H65ZM211 171H212V170H211ZM49 172H50V171H49ZM49 172H48V173H49ZM51 172H52V171H51ZM53 172H54V171H53ZM59 172H60V171H59ZM63 172H64V171H63ZM222 172H223V171H222ZM55 173H56V172H55ZM217 173H219V172H217ZM223 173H224V172H223ZM52 174H53V173H51V176H52ZM60 174H62V173H60ZM63 174H64V173H63ZM63 174H62V175H63ZM65 174H66V173H65ZM221 174H222V173H221ZM55 175H57V174H55ZM55 175H54V176H55ZM62 175H59V176H62ZM219 175H220V174H219ZM62 177H63V176H62ZM50 178H51V177H50ZM57 178H58V177H57ZM47 179H49V178L47 177ZM60 179H61V178H60ZM66 179H68V177H67ZM158 179H159V178H158ZM58 180H59V179H58ZM63 180H64V178H63ZM63 180H62V181H63ZM50 181H51V179H50ZM59 182H60V181H59ZM65 182H66V181H65ZM67 182H68V181H67ZM46 183H47V182H46ZM54 183H55V182H54ZM68 183H69V182H68ZM50 184H51V183H50ZM62 184H63V183H62ZM52 185H53V184H52ZM59 185H60V184H59ZM65 185H66V183H65ZM65 185H64V186H65ZM180 185H181V184H180ZM57 186H58V185H57ZM70 186L72 187V185H70ZM70 186H69V187H70ZM76 186H77V185H76ZM54 187H55V185H54ZM60 187H61V186H60ZM102 187H104V186H102ZM180 187H181V186H180ZM49 188H50V187H49ZM80 188H81V186H80ZM50 189H51V188H50ZM52 189H53V188H52ZM58 189H61V188H58ZM76 189H77V187H76ZM103 189H104V188H103ZM103 189H102V193H103ZM105 189H106V188H105ZM105 189H104V190H105ZM66 190H67V189H66ZM71 190H72V188H71ZM78 190H79V187H78ZM82 190H83V189H82ZM74 191H75V190H74ZM100 191H101V190H100ZM176 191H177V190H176ZM66 192H67V191H66ZM68 192H69V191H68ZM72 192H73V191H72ZM75 192H76V191H75ZM100 193H101V192H100ZM187 193L190 195L189 192H187ZM68 194H69V193H67V195H68ZM79 194H80V193H79ZM81 194H82V193H81ZM83 194H84V193H83ZM85 194H86V193H85ZM185 194H186V193H185ZM185 194H184V197H185ZM188 194H186V198H188V197H187ZM51 195H52V194H51ZM51 195H49V196H51ZM54 195H55V194H54ZM73 195H75V197H73V196H72V197L75 199L76 203H80V202L82 201V200H81V196H80V198H79L78 193H77V194L75 193V194H73ZM89 195L91 196L90 193H89ZM97 196H98V195H97ZM182 196H183V195H182ZM190 196H191V195H190ZM43 197H45V196H43ZM184 197H183V199H185ZM46 198H47V197H46ZM49 198H50V197H49ZM78 198H79V199H78ZM84 198H85V197H84ZM189 198H190V197H189ZM44 199H45V198H44ZM64 199L66 200V198H64ZM70 199H71V198H70ZM87 199H88V198H87ZM92 199H93V196H92ZM67 200L69 201V199H67ZM83 201H84V200H83ZM86 201H87V200H86ZM183 201H184V200H183ZM88 202H89V199H88ZM95 202H96V201H95ZM101 202H102V201H101ZM186 202H187V201H186ZM186 202H185V203H186ZM39 203H40V202H39ZM85 203H86V202H85ZM93 203H94V202H93ZM181 203H182V202H181ZM181 203H180V205H181ZM187 203H188V202H187ZM190 203H191V202H190ZM37 204H38V203H37ZM67 204H68V202H67ZM83 204H84V203H83ZM40 205H41V204H40ZM185 205H186V204H185ZM187 205H188V204H187ZM83 206H84V205H83ZM89 206H90V205H89ZM92 206L95 207V205H92ZM97 206H98V205H97ZM183 206H184V204H183ZM262 206H263V207H262ZM262 206H261L262 208L260 207V211H263V210H264V205H262ZM43 207H45V206H43ZM86 207H87V205H86ZM101 207H102V209H103V206H101ZM105 207H107V206H105ZM87 208H88V207H87ZM41 209H42V208H41ZM45 209H46V208H45ZM102 209H101V210H102ZM105 209H106V208H105ZM87 210H88V209H87ZM92 210H93V209H92ZM46 211H47V209H46ZM88 211H89V210H88ZM88 211H85L84 207H83V208L80 207V208H78L76 214H78V215L83 214V215L87 216V214L89 213ZM105 211H106V210H105ZM47 212H48V211H47ZM100 212H101V211H100ZM44 213H45V212H44ZM90 213H91V212H90ZM97 213H98V211H97ZM259 213H260V212H259ZM263 213H264V212H263ZM41 214H42V213H41ZM92 214H94V213H92ZM44 215H45V214H44ZM97 215H98V214H97ZM89 216H90V215H89ZM89 216H88V218H89ZM258 216H259V215H258ZM39 217H40V216H39ZM95 217H96V215H95ZM99 217H100V216H99ZM86 218H87V217H86ZM86 218H84V220H86ZM89 219H90V218H89ZM83 222H84V221H83ZM85 222H86V221H85ZM87 222H88V221H87ZM95 222H96V221H95ZM91 224H92V223H91ZM1 225H2V224H1ZM81 226H82V225H81ZM32 229H33V228H32ZM37 229H38V228H37ZM9 230H10V229H9ZM5 231H6V230H5ZM7 231H8V230H7ZM11 232H12V231H11ZM37 232H38V231H37ZM83 232H84V231H83ZM5 233H7V232H5ZM32 233H33V232H32ZM30 235H31V234H30ZM3 236H4V235H3ZM3 236H2V237H3ZM9 236H10V233H9ZM32 236H34V234H33ZM32 236H31V237H32ZM36 236H37V235H36ZM7 237H8V236H7ZM108 237H110V236H108ZM5 239H6V238H5ZM29 239H30V238H29ZM113 239H114V238H113ZM32 240H33V238H32ZM111 240H112V239H111ZM9 241H10V240H9ZM30 241H31V240H30ZM106 241H107V240H106ZM113 243H114V242H113ZM28 244H29V243H28ZM31 244H32V243H31ZM31 244H30V245H31ZM111 244H112V243H111ZM220 244H221V243H220ZM122 245H123V244H122ZM222 245H223V244H221V247H222ZM106 246H107V245H106ZM114 246H115V245H114ZM116 246H117V245H116ZM213 246H214V245H213ZM111 247H113V246H111ZM124 247H125V246H124ZM215 247H216V246H215ZM213 248H214V247H213ZM216 248H217V247H216ZM219 249H220V245H219L218 250H219ZM220 250H221V249H220ZM208 251L212 252L211 250H208ZM208 251H207L206 253H208ZM214 251H215V250H214ZM218 253H219V252H218ZM210 254H211V253H210ZM216 254H217V253H216ZM213 255H214V254H213ZM220 255L223 256L224 253H222V254H220ZM35 256H37V255H35ZM209 256H210V258H211V255H209ZM224 256H226V254H225ZM212 257H213V256H212ZM218 257H219V255H218ZM229 258H230V257H229ZM206 259H207V258H206ZM218 259H220V258H218ZM230 259H231V258H230ZM233 259H234V258H233ZM247 259H248V258H247ZM214 260H215V259H214ZM214 260H212V261H214ZM206 261H207V260H206ZM202 262H204V261H202ZM220 262H221V261H220ZM238 262L241 264V261H238ZM247 262H248V261H247ZM263 262H264V261H263ZM263 262H262V264H263ZM206 263H207V262H206ZM216 263H217V262H216ZM230 263H233V262L230 261ZM38 264H39V263H38ZM209 264H210V263H209ZM224 264H225V262H224ZM233 264H235V263H233ZM236 264H237V263H236ZM243 264H244V263H243ZM247 264H248V263H247Z\"/></svg>","mask_w":264,"mask_h":264}]
</instances>
